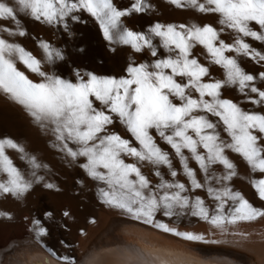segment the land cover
<instances>
[{
  "label": "snow or ice",
  "instance_id": "1",
  "mask_svg": "<svg viewBox=\"0 0 264 264\" xmlns=\"http://www.w3.org/2000/svg\"><path fill=\"white\" fill-rule=\"evenodd\" d=\"M168 3L178 9L215 15L220 27L209 23H154L144 32L119 27L121 17L150 10L152 5L147 0H133L129 8L122 10L114 7L111 0H0V21L12 25L0 24V32L8 37L27 36L21 16L68 31V21H78L74 13L82 10L96 20L106 41H118L133 53L152 58L130 62L126 77H100L91 72L81 76L73 70L76 79L70 82L42 70V63L53 64L63 59L61 51L47 41L37 42L42 53L37 59L19 43L0 37V92L21 105L42 130L54 137L51 146L58 152L71 161L83 158L79 167L89 178L105 185L98 189L102 204L183 240L202 241L199 235L179 232L154 221V214L160 210L163 215L172 216L178 214L176 209L191 208V215L220 229L237 221L264 218V211L231 190L229 182L238 171L227 155L234 153L250 171L264 173V114L243 111L232 100L221 98L224 88L234 87L251 104L264 105V88L257 86L258 81L264 83V71L247 73L237 60L246 57L264 67V54L245 42L247 37L264 42V0ZM250 22L259 26L258 31L250 28ZM226 31L231 35V43L221 38ZM196 46L203 50L207 65L199 62L201 53L194 52ZM14 60L40 77V81L28 79L17 70ZM210 65L222 69L223 79L211 76ZM96 102L100 108L94 106ZM117 120L130 139L109 131L108 126ZM155 137L171 151L161 147ZM5 147L20 153V159L28 163L32 170L30 180L24 179L13 166L4 154ZM123 157H129L131 162H125ZM173 160L178 162L179 169ZM190 160L199 172L189 166ZM41 167L45 166L28 156L20 145L8 138L0 140V172L7 177L0 182V195L20 198L33 182L53 189L55 185L45 183L36 174L35 170ZM142 167H148L158 182L152 183L142 173ZM179 176L186 178L187 185L180 182ZM250 183L257 197L264 201V179ZM197 189L216 202L211 216L200 197L192 195ZM227 201H232V205L225 215ZM48 215L45 213V217ZM45 234L44 228L37 229V235ZM58 260L76 264L69 257ZM85 264L95 261L89 259ZM115 264L136 262L130 254H117ZM159 264L197 262L177 256L160 259Z\"/></svg>",
  "mask_w": 264,
  "mask_h": 264
},
{
  "label": "bare ground",
  "instance_id": "2",
  "mask_svg": "<svg viewBox=\"0 0 264 264\" xmlns=\"http://www.w3.org/2000/svg\"><path fill=\"white\" fill-rule=\"evenodd\" d=\"M7 2L11 3V0ZM111 2L114 7L122 10L129 8L133 0ZM147 2L152 5L150 10L142 13L131 12L128 16L121 17L119 27L134 32H144L154 23H209L216 28L220 27L216 23L218 17L215 15L200 14L192 9H178L169 4L168 0ZM74 15L79 19L75 22L68 21V31L21 16L27 36L8 37L0 32V37L19 43L37 59L42 56L37 42L47 41L61 51L63 59L53 64L42 63V70L70 82H75L76 79L73 70L79 71L81 76L91 72L100 77L119 79L126 77L130 62L151 61L149 55L140 56L133 53L128 46L118 41H106L99 24L88 13L81 10ZM0 24L12 27L9 21H0ZM249 26L255 31L259 29V26L252 22ZM221 38L228 43L232 42L227 31L221 34ZM245 42L264 54V42L254 41L250 37L245 38ZM154 43L158 44L159 41L154 40ZM159 51L162 53L163 49ZM195 51L201 53L198 56L199 62L207 65L203 50L196 46ZM237 60L247 73L264 71L261 64L246 57H237ZM14 65L28 79L33 82L40 81V77L29 72L18 60H14ZM209 67L213 78L223 79L222 69L215 65ZM257 86L264 88V83L258 81ZM221 98L232 100L243 111L264 114V105L251 104L234 87L224 88ZM94 106L100 108L98 102ZM108 128L109 131L130 139L118 120ZM221 134L224 136L223 132ZM5 138L20 145L28 156L34 157L40 165L45 166L36 169V174L43 177L45 183H51L55 187L48 189L43 183L33 182L31 188L20 198L0 195V214H3L0 215V264H63L58 257H69L76 264H85L89 259L94 260L95 264H115L117 254H130L136 264H159L160 259H172L177 256L191 258L197 264H264V218L249 222L237 221L220 229L214 228L199 216L191 215V208L176 209L178 214L172 216H165L160 210L154 214V221L179 232L199 235L203 237L202 241H186L134 220L120 210L102 204L98 189L104 188L105 185L89 178L79 167V164L84 162L83 158L78 157L76 161H71L64 153L58 152L51 146L54 137L42 130L21 105L0 92V140ZM155 139L161 147L171 151L159 141V137ZM4 154L24 179H31L29 173L32 170L26 161L20 159V153L5 147ZM227 155L236 164L238 171V175L229 182L231 190L239 192L253 207L264 211V201L257 197L250 183L251 180L264 179V173L250 171L246 163L234 153L228 152ZM123 159L127 163L131 162L129 157ZM173 163L179 169L178 162L173 160ZM189 166L199 172L194 161L190 160ZM141 171L152 183L158 182L148 167H142ZM6 178V175L0 172V182ZM165 179L170 177L165 176ZM178 179L187 185L185 177L179 176ZM192 195L200 197L209 216L214 214L216 202L210 199L206 192L197 189ZM231 205L232 201L224 204L225 215L229 213ZM65 212L68 213L67 216L64 215ZM45 213L49 215L45 217ZM34 220L36 224L33 223ZM126 225L166 234L170 239L193 245L194 248H180L172 243L156 240L148 234L122 236L119 233L124 232ZM40 227L45 229L46 234L43 236L37 235V229Z\"/></svg>",
  "mask_w": 264,
  "mask_h": 264
},
{
  "label": "rangeland",
  "instance_id": "3",
  "mask_svg": "<svg viewBox=\"0 0 264 264\" xmlns=\"http://www.w3.org/2000/svg\"><path fill=\"white\" fill-rule=\"evenodd\" d=\"M127 227H128V229H127ZM134 227V228H133ZM134 232V233H130V232ZM136 232L138 233V234H136ZM125 233V234H124ZM120 235H140V234H148L150 237H152V238H154V239H156V240H159V241H165V242H168V243H172V244H174V245H177V246H179L180 248L181 247H189V248H194V246L193 245H190V244H187V243H184V242H181V241H177V240H174V239H170L166 234L164 235V234H162V233H159V234H157V233H155L154 231H150V230H146V229H144L143 227H139V226H129V225H126V226H124V232L123 231H121L120 233H119ZM161 234V235H160ZM163 235V236H162ZM165 236H166V238H165ZM167 240V241H166ZM190 246H192V247H190Z\"/></svg>",
  "mask_w": 264,
  "mask_h": 264
}]
</instances>
